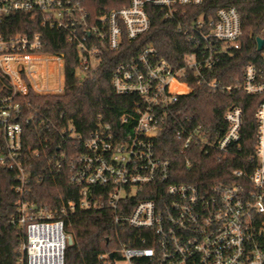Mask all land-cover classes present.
<instances>
[{
    "label": "built area",
    "instance_id": "2783aa9c",
    "mask_svg": "<svg viewBox=\"0 0 264 264\" xmlns=\"http://www.w3.org/2000/svg\"><path fill=\"white\" fill-rule=\"evenodd\" d=\"M205 3L129 0L92 17L85 0H0V168L16 174L11 190L21 197L7 219L22 231L17 264H65L73 240L65 218L79 211L107 212L112 218L117 248L100 255L101 264H264V68L248 64L236 84L210 78L223 56L241 48L243 30L235 7L196 16ZM149 6L159 8L162 21L174 23L193 47L181 66L161 59L153 46L134 56L126 47L125 41L150 31ZM23 17L43 32L15 31ZM46 31L63 34L76 49L81 81L96 75L106 52H123L126 58L117 64L112 86L117 95L135 99L118 126L99 118L88 136L71 125L61 130L69 147L50 163L58 170L66 163L69 182L80 196L54 209L22 198L33 168L24 126L34 117L24 118L21 99L66 91V54L47 50ZM191 82L212 93L241 91L262 98L247 157L241 156V108L228 109L226 131L214 139L178 108L180 97L192 91ZM164 133L174 135L188 169L190 158L215 152L225 160L236 156L241 165L230 182L211 188L176 182L172 161L161 158L156 147Z\"/></svg>",
    "mask_w": 264,
    "mask_h": 264
},
{
    "label": "trees",
    "instance_id": "16d2710c",
    "mask_svg": "<svg viewBox=\"0 0 264 264\" xmlns=\"http://www.w3.org/2000/svg\"><path fill=\"white\" fill-rule=\"evenodd\" d=\"M129 0H85V7L92 17L126 6ZM235 7L241 15L243 36L241 48L232 55H225L214 69L210 78L216 77L225 85L236 84L243 77L248 64L264 68L257 39H264V0H206L203 7L195 11L215 14L219 8ZM151 19L150 31L134 42L125 41L131 56L153 46L161 59L179 67L183 58L193 52L186 37L177 30L174 23L162 21L159 8L148 7ZM26 17L19 18L15 31L29 30L43 32L40 25H30ZM28 23V24H26ZM26 24V26H24ZM48 51L66 54V91L61 96H39L30 93L21 99L24 118L34 120L24 126V147L29 153L33 168L29 171V191L22 197L41 207L59 208L63 203L77 201L80 190L69 182L66 163L56 169L50 163L52 156H58L69 147L61 130L73 126L83 136H88L97 127L99 118L105 124L118 126L121 117L132 111L134 98L115 93L112 76L117 64L124 60L122 53L106 52L104 62L96 75L81 81L76 77L78 55L76 49L66 43L65 36L55 31H46ZM128 49V50H129ZM127 50V49H126ZM2 83L0 82V88ZM192 91L180 97L178 108L193 118V123L202 125L205 132L214 139L226 131L225 113L232 106L242 109L244 116V141L242 157L251 150L249 143L255 139V112L261 97L247 96L236 91L231 96L226 92L212 93L205 86L190 83ZM61 146V148H59ZM158 154L172 161L179 183L204 184L209 188L216 183H228L235 168L241 164L236 156L222 159L217 152L196 155L190 158L191 168L186 167V158L179 156V148L174 135L164 133L156 142ZM16 182V174L0 168V264H17L20 258L18 248L22 231L7 222L16 202L21 198L11 190ZM65 230L73 238L65 254V264H101L99 256L113 252L117 248L116 234L112 218L107 212L79 211L65 218Z\"/></svg>",
    "mask_w": 264,
    "mask_h": 264
},
{
    "label": "water",
    "instance_id": "95a60500",
    "mask_svg": "<svg viewBox=\"0 0 264 264\" xmlns=\"http://www.w3.org/2000/svg\"><path fill=\"white\" fill-rule=\"evenodd\" d=\"M257 47H258V52H262L264 50V40L261 38L257 39ZM68 245L72 246L73 245V240L69 239ZM111 259H113V255L110 256Z\"/></svg>",
    "mask_w": 264,
    "mask_h": 264
}]
</instances>
